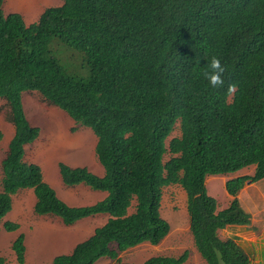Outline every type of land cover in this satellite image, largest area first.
Instances as JSON below:
<instances>
[{
	"label": "trees",
	"instance_id": "trees-1",
	"mask_svg": "<svg viewBox=\"0 0 264 264\" xmlns=\"http://www.w3.org/2000/svg\"><path fill=\"white\" fill-rule=\"evenodd\" d=\"M4 2L0 98L9 106L14 134L1 161L0 230L19 228L3 219L13 195L32 188L35 213L60 217L65 225L109 216L50 264H96L104 257L134 264L116 260L122 251L158 244L169 234L163 190L178 184L186 191L190 231L205 262L251 264L245 246L222 239L219 230L250 222L238 193L247 181L264 178V0H63L29 24L19 12L5 13ZM54 39L65 47L61 58L52 53ZM212 56L224 69L217 87L203 76ZM84 68L88 75L78 76ZM26 91L64 110L77 124L74 131L85 126L97 136L104 175L63 161L59 168L65 185L84 183L107 192L105 198L69 205L44 180L40 165L26 159V145L41 133L26 115ZM176 127L180 134L172 136ZM251 165L253 175L226 181L233 198L219 209L207 177ZM12 248L18 264H25L24 233ZM188 258L185 250L142 264H185ZM0 264L11 263L0 256Z\"/></svg>",
	"mask_w": 264,
	"mask_h": 264
},
{
	"label": "rangeland",
	"instance_id": "rangeland-1",
	"mask_svg": "<svg viewBox=\"0 0 264 264\" xmlns=\"http://www.w3.org/2000/svg\"><path fill=\"white\" fill-rule=\"evenodd\" d=\"M62 3L63 0H5L3 8L5 13H21L25 21L29 24L37 20L45 8ZM57 42L54 39L51 44L52 53L61 58L64 56L62 52L66 50L64 49L63 43ZM79 74L77 75H88L85 72V68L81 69ZM23 102L28 119L32 124L38 125L42 129L40 137L26 147V159L28 161H35L37 163H43L47 159L57 163L63 161L70 165H87L96 173L103 172L102 164L99 162L95 152L97 137L91 128L78 126V129L74 131V127L77 126L74 120L64 110L44 101L36 91L24 92ZM8 114L9 106L5 99L0 98V130L3 132V138L0 141V180L2 178L1 161L5 157L8 143L14 134V125L8 119ZM179 134V127H176L172 136ZM168 157L169 155H166L165 158L168 159ZM59 163L56 166L59 183H56L58 185L61 184V186L63 185L60 190L68 192L66 195L69 198H76L71 192L76 188H66L68 186L63 183L59 171ZM250 168H253V166L247 169ZM247 171L249 170H243L242 172L247 173ZM49 183L57 190L58 186L56 184ZM24 189L28 188H21V191L19 190V192L15 193L16 195L14 194L13 209L3 219V222L12 221L18 223L20 226L15 231H7L2 226L0 230V256H3L11 264H18L12 244L20 233H24L27 246L25 264H50L56 254L70 252L73 248V245H71L64 252L59 251V249H54L53 247L57 244H54L52 241L56 239V233L65 230H76L80 226L77 223L85 221L89 217L82 218L74 223V225H77H72L74 227L68 226L67 228L57 217L37 215L31 205L32 201L22 205L21 201L25 198L30 200L29 197L31 195H29L30 190ZM224 189L222 188V184H219L217 192L219 194L218 201L220 208H223L227 204ZM1 190L2 185L0 181ZM208 190L211 193L213 192L211 188ZM103 193L106 194V192ZM33 195L35 197V194ZM186 207V191L180 185L172 184L164 187L161 213L171 225L169 234L158 244L154 245L149 242H144L122 251L116 261L119 263L131 262L134 264H142L151 256H179L185 250H188L189 258L185 264H207L194 245ZM92 220L102 224L106 220V216H97ZM87 234V232L81 231L74 238H65L70 239L66 243H70L72 241L71 239H74L75 243H77L86 239L87 237L85 236ZM114 262V260L104 257L99 259L96 264H114Z\"/></svg>",
	"mask_w": 264,
	"mask_h": 264
},
{
	"label": "crops",
	"instance_id": "crops-1",
	"mask_svg": "<svg viewBox=\"0 0 264 264\" xmlns=\"http://www.w3.org/2000/svg\"><path fill=\"white\" fill-rule=\"evenodd\" d=\"M41 131H42V129H41ZM40 135H41V133H40ZM27 145H29V144H27ZM27 145H26V147H27ZM26 147H25V149H26ZM30 162L37 163L35 161H30ZM82 162H83V160H82ZM56 163L57 162L49 161L47 159L43 163H37V164H39L41 169H42L44 180L48 183L52 182L58 186L57 190H56L49 183L56 190L58 196L61 199H63L66 203H68L69 205H72V206L90 205V204H94V203L102 200L103 198H105V196L107 195V192L105 194V193H103L105 191L101 192V190L93 189L92 187H90L89 185H86L84 183H80L78 185L76 184L73 186L66 185V186H68L66 188H69V189L76 188L74 191H71L74 194V197H76V198H73V199L69 198L66 195L68 192L60 190L63 187V185L62 186H61V184L58 185L59 179H58V173L56 170V166L58 165L59 162L57 164ZM72 166H87V165H72ZM251 166H253V168L247 169L248 167H251ZM251 166L245 167V168H243V169H241L235 173H230L228 175H209L206 179L207 189L211 188L213 191L211 193L208 190L209 194H211L212 196H215L217 201H218V198H219L218 195L219 194H218L217 190H218L219 184L220 185L222 184V188H225V183L229 178L239 176V175H253L255 172L256 166L255 165H251ZM102 168H103V172H97V173L95 172V173L100 175V176L104 175L105 170H104L103 165H102ZM90 170L92 171V169H90ZM243 170L244 171L249 170V171H247V173H246V172H242ZM59 171H60V168H59ZM61 178H62V176H61ZM56 182H58V183H56ZM24 190H28V191L30 190L29 195L30 194L31 195L29 197L30 200H27V198H25L21 201L22 205L26 204L27 202L29 203L32 201L31 205L33 206V209H34V205L36 202V196L34 197V195H33V194H35L33 189L28 188V189H24ZM18 192H19V190H18ZM224 192H225L224 193L225 194V201H227V204L223 208H226L227 206H229L231 199L233 197H232V195H230L228 193L226 188L224 189ZM15 195H13V198ZM27 195H28V193H27ZM238 198H239L240 203H241L242 207L244 208V210L250 214V216H251L250 222H248L246 224H229V225H227V226H225L219 230V236L222 239L235 238L238 242L242 243L245 246V248L248 250V252L251 256V264H264V178H261L259 180L254 181V182L247 181L245 183V185L242 187V189L239 191ZM85 200H88V201H85ZM82 201H84V202L80 203ZM13 204H14V199H13ZM218 208L223 209V208H220L219 201H218ZM46 216H49V215H46ZM97 216H106V220L104 222H102V224H104L109 217L107 214H97V215H93V216H88L89 218L87 217L88 218L87 220L77 223L80 226L76 230H65L63 232L56 233V235H55L56 239H53L52 242H54V244H57V245H55L53 248L59 249V251H63V252L65 251V249H68V247H70L71 245H73V248H74L79 242H81L85 239H83L77 243H75L74 239H71L72 241L70 243H66V241L67 240L70 241V239H65V238H67V237H69V238L73 237L74 238L75 235L81 231H85L88 233L85 237H87V238L90 237L94 233L95 229L98 226L102 225V224L96 223V221H93V220L91 221V219H93ZM53 217H55V216H53ZM57 218H59L61 220L60 217H57ZM77 224H75V225H77ZM72 225H74V224H72ZM72 225H65L64 224V226L67 228H68V226H71V227L75 226V225L74 226H72ZM25 243H26V239H25ZM73 248H72V250H73ZM70 252H66V253H70ZM59 254H65V253H58L55 256H57Z\"/></svg>",
	"mask_w": 264,
	"mask_h": 264
},
{
	"label": "clouds",
	"instance_id": "clouds-1",
	"mask_svg": "<svg viewBox=\"0 0 264 264\" xmlns=\"http://www.w3.org/2000/svg\"><path fill=\"white\" fill-rule=\"evenodd\" d=\"M208 69L203 76L208 80L212 87L223 84L222 73L224 71L221 61L218 57L212 56L206 63Z\"/></svg>",
	"mask_w": 264,
	"mask_h": 264
}]
</instances>
